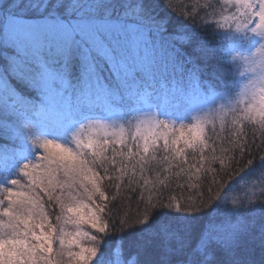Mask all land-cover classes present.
Returning a JSON list of instances; mask_svg holds the SVG:
<instances>
[{
	"label": "snow or ice",
	"instance_id": "snow-or-ice-1",
	"mask_svg": "<svg viewBox=\"0 0 264 264\" xmlns=\"http://www.w3.org/2000/svg\"><path fill=\"white\" fill-rule=\"evenodd\" d=\"M0 264H264V0H0Z\"/></svg>",
	"mask_w": 264,
	"mask_h": 264
},
{
	"label": "trees",
	"instance_id": "trees-1",
	"mask_svg": "<svg viewBox=\"0 0 264 264\" xmlns=\"http://www.w3.org/2000/svg\"><path fill=\"white\" fill-rule=\"evenodd\" d=\"M173 195H180V193H173Z\"/></svg>",
	"mask_w": 264,
	"mask_h": 264
}]
</instances>
